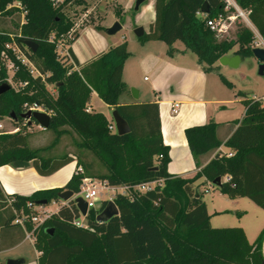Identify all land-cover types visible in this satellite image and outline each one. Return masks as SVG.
<instances>
[{
  "label": "trees",
  "instance_id": "16d2710c",
  "mask_svg": "<svg viewBox=\"0 0 264 264\" xmlns=\"http://www.w3.org/2000/svg\"><path fill=\"white\" fill-rule=\"evenodd\" d=\"M14 1H20L22 9L6 8ZM235 1L249 11L251 23L264 38V0ZM204 2L209 5L208 17L223 10L222 0H154V22L138 40L162 41L169 54L173 52V43L180 41L185 49L195 54L205 72L215 71L218 59L231 51L241 58L253 55L254 35L240 23L236 26L234 40L215 38L205 26V19L197 15ZM78 9L86 12L87 1L0 0L1 18L14 14L19 18L13 33L20 35L17 41L38 73L32 75L25 65L15 61L17 70L13 83L25 84L17 89L10 86L0 94V118L15 114L12 122L19 128L15 133H0V166L26 161L31 162L39 175H51L76 156L42 153L53 148L63 134H71L77 137L73 144L78 150L76 163L81 168L62 187L36 190L29 195H6L0 185V250L9 246L1 243L3 229L17 227L21 231L19 238H24L23 229L13 223L15 212L29 213L36 206L59 203L58 193L63 190L78 194L85 177L105 180L109 185H135L162 179L161 187L143 193L116 194L113 202L119 213L105 222L96 220L108 202L102 200L99 207L88 211L87 228L72 223L79 217L72 199L59 205L34 231L33 245L39 252L37 264H264V226L252 243L241 227H212L198 189L219 177L220 184L215 185L219 192L233 199L246 197L264 210L262 98L253 96L242 100L244 114L234 121L238 126L224 143L232 152L231 156L217 152L193 176L172 175L167 171L169 147L162 140L158 104L120 102V97L128 92L122 78L123 64L129 56L127 42L110 47L79 68L75 67L70 48L65 51L73 63L65 54H59L58 40L74 27L73 15ZM21 10L25 15L24 22L19 24ZM6 33L0 32V52L9 41ZM25 41L35 43L36 50L28 49ZM235 45L238 46L233 50ZM5 76L2 71L0 84L5 83ZM219 77L226 86H232L224 76L219 74ZM92 92L127 122L128 133L118 135L109 130L111 121L102 112L90 109ZM32 105L50 115L47 129L53 131L54 137L42 147L29 144L25 129L31 124L27 121L25 124L21 118L23 111ZM217 126L209 120L185 128L188 148L195 159L221 145ZM84 149L99 159L108 171L93 172L90 163L84 162L80 154ZM199 179L203 181L197 183ZM7 196L12 199L10 205L6 202ZM44 200L46 204H42ZM31 227L27 224L28 229Z\"/></svg>",
  "mask_w": 264,
  "mask_h": 264
},
{
  "label": "crops",
  "instance_id": "0c3cea01",
  "mask_svg": "<svg viewBox=\"0 0 264 264\" xmlns=\"http://www.w3.org/2000/svg\"><path fill=\"white\" fill-rule=\"evenodd\" d=\"M86 1L88 8L84 13L85 16L87 13L90 14L96 11L97 2L100 0H96V3L92 5H88L90 0ZM113 2L124 13L131 10L137 11L134 14V22L137 25H139L145 14L150 13L151 17L149 22H147V30L144 29V31L147 32L152 26L154 22V0H147L137 10L134 9L135 0H113ZM106 29L101 23L80 27V24L76 22L70 32L64 36L63 44L66 47L65 50L70 48L76 62L74 63L76 68L89 63L110 47L119 44L116 42L117 40L109 39L108 36L110 35L106 33ZM104 30L105 32H103ZM140 43L142 46L140 50L143 51L144 55L138 59L137 69H144L150 73L151 77L150 79L143 78L144 85H139L137 78L133 74L126 77L127 59L131 56L127 45L129 56L123 64L122 78L128 87V92L120 97V102L138 101L156 102L158 104L162 140L169 147L167 171L172 175L191 177L217 152H229L228 147L224 143L238 126L234 121L241 119L244 114L242 103L244 98L239 100L236 96L235 98L228 97L225 91L218 86V83L210 77L212 71H203L202 66L197 61V57L193 58L188 55L185 47L174 51L172 46L173 52L169 54L167 45L162 41L148 40L140 41ZM217 63L218 61L216 65ZM130 87H134L138 91L137 99L131 96ZM93 95L97 96L95 92H92L91 98ZM236 102L242 103L240 117L230 119L232 112L234 110L238 111L237 107H233ZM103 104L112 113L113 108L108 107L105 103ZM175 104L178 106L177 113L172 114L171 108ZM90 109L93 111L91 102ZM102 113L110 120L109 115ZM209 120L218 124L216 134L222 143L218 148L201 154L195 159L189 151L184 130L192 125L205 124ZM77 167L76 160H73L53 174L41 176L33 168L31 162H29L27 167L22 168H16L13 165H2L0 166V185L6 195L13 193L29 195L36 190L59 188L76 172ZM66 168H69L67 173L57 180L54 174H58ZM202 181L203 179H199L197 183ZM198 189L201 192V188L199 187ZM206 207L210 215V222L211 214L207 203ZM56 209L57 207L53 210ZM220 212L222 210H214L213 213ZM236 213L240 215L242 212L236 211ZM261 225L262 223L256 224L253 229L259 233ZM241 228L244 230V227ZM20 232L17 227H8L1 232L2 245L9 246L0 250V264H4L7 259H23L22 264H31L27 258L25 248L28 240L25 238L20 239ZM13 241L15 242L12 244ZM31 245L35 249L33 243ZM36 253L38 257L39 252L37 250ZM262 254L264 258V239L262 242Z\"/></svg>",
  "mask_w": 264,
  "mask_h": 264
},
{
  "label": "rangeland",
  "instance_id": "374dc122",
  "mask_svg": "<svg viewBox=\"0 0 264 264\" xmlns=\"http://www.w3.org/2000/svg\"><path fill=\"white\" fill-rule=\"evenodd\" d=\"M96 0H90L88 5L95 4ZM145 3V2H144ZM88 8V7H87ZM96 11L90 14L87 13L85 16L84 13L80 12L79 9L75 11L74 21L80 24V27L89 24H102L105 28H108L114 22H119L121 24V29L118 30L115 34L108 36L109 39L117 40L116 42L121 43L123 41L127 42L128 50L131 53V56L127 59V70L125 72L126 77L132 76L137 78L139 85H144L143 78L146 77L150 79L151 75L144 69H137L138 59L143 57V51L140 50L141 43L138 40L134 33V29L138 26L143 27L147 30V22L151 17V14H145L141 19L139 25L134 22V14L137 11L131 10L127 12L120 11L119 7L114 4L113 0H100L97 2ZM141 10V8H140ZM74 12H71L73 14ZM19 18L16 14L9 17H0V32L13 33L15 28V23H17ZM241 24L243 23L241 19L237 20ZM236 24L232 27L227 38L229 40L235 39V30ZM243 25V24H242ZM105 32V30L103 31ZM220 39V38H219ZM255 40V39H254ZM238 45H235L233 50L237 48ZM174 51L184 48V45L180 41H175L173 44ZM64 48V49H63ZM65 45L58 47V52L60 55L65 52ZM188 55L193 58H196L195 54L186 50ZM228 54H232V51ZM216 65V63H215ZM259 61L254 55H246L241 58L239 65L235 68L229 66H223L217 63V69L212 71L210 77L218 83V86L225 91L228 97L238 98H251L253 96L263 98L264 100V74L259 75L258 73ZM219 74L224 76L232 86H226L220 79ZM147 82V81H146ZM48 88L51 89L49 85ZM17 89V88H15ZM241 92L242 94H238ZM90 102L93 105V111L104 112L109 115L111 122V113L104 106L102 101L95 95L90 98ZM233 107H237L238 111H233L230 119L240 117V111L242 109V103L236 102L233 104ZM2 121L4 130H10L13 128L12 119L8 117L0 118ZM25 132L29 134V144L32 147H42L48 145L54 137L52 130L41 129L38 125L32 121L31 126L25 129ZM77 137H72L71 134H63L60 137V140L48 151L43 152L44 155H53L60 156L64 153H71L76 156L75 160L78 159V150L73 144V140ZM82 159L86 163H90L91 170L93 172L105 173L108 171L106 166L97 159L89 150L84 149L80 151ZM12 166V165H11ZM78 168V167H77ZM80 168V167H79ZM69 168L62 170L58 174H54L56 179L62 178L65 173H67ZM79 171V169L77 170ZM53 179V178H50ZM200 190L202 194V199L208 204V210L211 214L210 225L215 228L219 227H244L246 237L250 243H252L258 231H255L253 228L256 224H260L261 228L264 226V210L254 204L250 199L246 197H240L238 199L229 198L225 194H222L216 189V186L213 184H203L200 185ZM106 197V196H105ZM56 205L51 203L43 207L45 211L50 213L51 210L55 209ZM214 210H222L220 213H213ZM236 211L242 212L240 215ZM37 227H41L38 225ZM35 240V237H34ZM34 242V241H33ZM27 258L31 264H37V253L29 241L25 244Z\"/></svg>",
  "mask_w": 264,
  "mask_h": 264
},
{
  "label": "built area",
  "instance_id": "2783aa9c",
  "mask_svg": "<svg viewBox=\"0 0 264 264\" xmlns=\"http://www.w3.org/2000/svg\"><path fill=\"white\" fill-rule=\"evenodd\" d=\"M222 2L224 5L223 10L221 12L216 13L213 16L208 17L207 13H203L201 11L197 12L198 16L203 17L205 19V26L208 27L209 30L214 33L215 38H217L218 40L228 39L227 36L229 35L230 30L236 24V22L240 23L237 20L241 19L243 22L242 24L247 28H249L254 35L255 40L253 41V48L260 47L264 49V38L259 34L257 29L251 23L249 19V11L241 8L235 0H222ZM10 6H16L19 9H22V4L20 1H14L13 3H10L6 6V8ZM24 15H25V11L21 10L19 24H22L24 22ZM6 34L9 37V41H7V43L4 45V48L0 52V73L4 71L6 75L4 77L5 83L16 88L17 86H23L25 83H19L17 85L13 83V75L14 72L17 70L15 61H19L20 64L25 65L29 69V72L32 75H36L38 73L33 63L28 58L25 51L23 50V48H21V45L17 41V36L19 37L20 35L14 33H6ZM63 38L64 36L58 40V47L63 46ZM50 40L52 41V38H50ZM62 54H65L70 60V62H72L69 54L66 51ZM254 97L258 98L256 96ZM177 109L178 106L177 104H175L171 108V113L176 114ZM28 111L33 112V111H44V110L37 105H32L28 107L26 110H24L23 113H26ZM26 121L28 122L27 119H24L25 124ZM108 128L109 130L116 132L114 122H110ZM17 131H19V128L15 126H13V128L10 130H4L2 121L0 120V133L10 134V133H15ZM226 155L231 156L232 152L229 151L226 153ZM78 169L79 171L81 170V168H77V170ZM161 186H162V179L141 182L135 185H123V184L109 185L105 180L85 177L82 179L80 191L78 192V194H74V197L80 196L85 200V202L87 203V213H88L90 209H95L99 207L102 200L113 201V197L116 194L130 196L133 195L134 193H143ZM11 201L12 199L7 196L6 202L8 205H10ZM66 202L67 201L60 199L59 203L56 202H52V203L55 204L58 209L59 205H64ZM28 205L30 206L31 203H29ZM43 207L44 206L42 205L36 206L29 213H23V212L18 213L14 211L15 217L13 219V223L19 225L23 229L24 238L31 243H33L34 241V231L37 228V226L43 224L44 221L48 219L50 215L57 210V209L51 210L50 213H48L43 209ZM85 217L79 213V217L74 218L72 220V223L77 227L87 228ZM27 224L32 225L31 229L27 228Z\"/></svg>",
  "mask_w": 264,
  "mask_h": 264
},
{
  "label": "water",
  "instance_id": "95a60500",
  "mask_svg": "<svg viewBox=\"0 0 264 264\" xmlns=\"http://www.w3.org/2000/svg\"><path fill=\"white\" fill-rule=\"evenodd\" d=\"M146 1L147 0H135L134 9L137 10L140 7V5ZM200 11L203 13H208L209 5L206 2H204L201 6ZM120 29H121V24L119 22H114L110 27L106 29V33L108 35H113ZM144 32H145L144 28L141 26H138L134 29V33L136 37H141L144 34ZM25 45L31 51L36 50V44L31 41H25ZM252 54L259 61V67H258L259 75H263L264 74V49L260 47H255L252 49ZM240 61H241V56L238 54H233V55L226 54V55L221 56L218 59V63L220 65L229 66L231 68L237 67ZM9 89H10L9 84L7 83L0 84V94L8 91ZM130 93L134 99L138 98V91L134 87H130ZM9 118L15 119L16 116L15 114L11 113ZM21 118L27 119L29 124H31L32 121H34L42 129H47L50 125V115L44 111H33V112L28 111L26 113H22ZM111 118L115 124L116 133L118 135H123L130 131L129 125L118 114L116 110L112 111ZM12 165L16 168H22V167H27L29 165V162L15 161L13 162ZM153 169H156V167H153ZM212 184L218 186L220 184V178L219 177L216 178L212 182ZM58 197L59 199L64 200V201H68L72 199L75 202L79 213L84 217L87 215V203L82 197L80 196L74 197L73 192L70 190H63L59 192ZM42 204H46V201L45 200L42 201ZM118 213H119L118 208L115 205V203L112 200H109L106 203V205L103 207V209L96 216V220L99 222H105L109 220L110 218H112L113 216H117ZM50 232H52V230H50ZM22 263H23V259H7L4 264H22Z\"/></svg>",
  "mask_w": 264,
  "mask_h": 264
}]
</instances>
